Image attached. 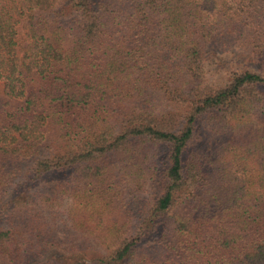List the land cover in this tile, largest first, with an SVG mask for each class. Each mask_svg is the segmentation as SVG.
Here are the masks:
<instances>
[{"label":"trees","instance_id":"1","mask_svg":"<svg viewBox=\"0 0 264 264\" xmlns=\"http://www.w3.org/2000/svg\"><path fill=\"white\" fill-rule=\"evenodd\" d=\"M0 264H264V0H0Z\"/></svg>","mask_w":264,"mask_h":264},{"label":"rangeland","instance_id":"2","mask_svg":"<svg viewBox=\"0 0 264 264\" xmlns=\"http://www.w3.org/2000/svg\"><path fill=\"white\" fill-rule=\"evenodd\" d=\"M202 138L201 136H199V139Z\"/></svg>","mask_w":264,"mask_h":264}]
</instances>
